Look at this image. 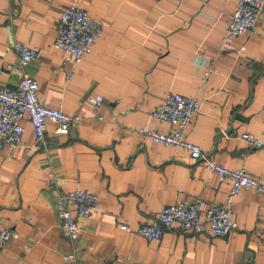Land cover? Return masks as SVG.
<instances>
[{
	"label": "crops",
	"instance_id": "1",
	"mask_svg": "<svg viewBox=\"0 0 264 264\" xmlns=\"http://www.w3.org/2000/svg\"><path fill=\"white\" fill-rule=\"evenodd\" d=\"M239 0H0V87L23 71L39 81L43 104L81 120L68 135L50 122L44 140L28 119L21 144L0 153V229L12 240L0 264H68L72 246L55 207L59 191L99 195L78 216L77 264H264V195L243 189L234 199L238 223L227 237L177 225L148 241L120 227L151 223L167 205L201 196L222 204L231 190L186 150L153 142L148 126L172 125L151 116L173 91L201 99L186 137L217 163L246 167L264 181V6L256 25L225 43ZM87 9L103 24L94 49L77 65L54 46L62 10ZM40 49L23 66L14 43ZM208 72V74H206ZM102 95L98 108L89 97Z\"/></svg>",
	"mask_w": 264,
	"mask_h": 264
},
{
	"label": "built area",
	"instance_id": "2",
	"mask_svg": "<svg viewBox=\"0 0 264 264\" xmlns=\"http://www.w3.org/2000/svg\"><path fill=\"white\" fill-rule=\"evenodd\" d=\"M182 3L188 0H177ZM264 0H239L236 9L230 15L229 25L223 38L225 43L236 36L246 34L257 23ZM103 32L102 22L77 4L66 6L58 23V36L55 47L66 54V61H72L69 80L72 79L77 65L91 53ZM22 65L25 66L40 56L38 47L23 42L14 43ZM208 74V72L206 73ZM39 81L23 71L20 82L15 86L0 87V153L5 146L16 147L21 144L25 127L23 120L28 119L36 137L44 140L50 122L55 124L58 135H68L73 125L81 120L79 115H71L59 108L42 103L39 96ZM89 102L98 109L104 102L102 95L89 97ZM201 112V99L177 92H169L164 101L156 107L151 116L168 122L172 129L161 132L148 126L141 127L140 133L153 142L174 146L186 150L194 159L205 162L206 167L219 176L220 180L229 179L231 190L222 204H211L201 196L192 201H181L165 206L151 222L138 228L128 223L120 227L134 236L148 241L162 239L166 230L181 226L187 230H202L206 222L210 224L214 236L227 237L238 227L233 215L234 199L243 189H252L264 195V181L255 177L246 167L231 169L207 156L201 147L186 137V131L195 115ZM242 138L250 146H262L264 141L256 134L245 132ZM99 203V195L82 188L59 191L55 198V207L61 220L64 235L69 239L72 249L64 255L68 264H77L75 241L78 237V216L87 217ZM10 229H0V251L12 240Z\"/></svg>",
	"mask_w": 264,
	"mask_h": 264
}]
</instances>
